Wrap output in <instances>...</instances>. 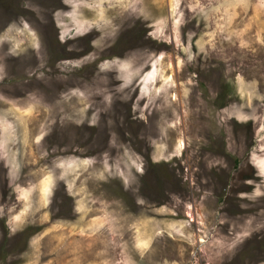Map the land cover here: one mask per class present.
I'll list each match as a JSON object with an SVG mask.
<instances>
[{"label":"rangeland","instance_id":"374dc122","mask_svg":"<svg viewBox=\"0 0 264 264\" xmlns=\"http://www.w3.org/2000/svg\"><path fill=\"white\" fill-rule=\"evenodd\" d=\"M0 264H264V0H0Z\"/></svg>","mask_w":264,"mask_h":264}]
</instances>
